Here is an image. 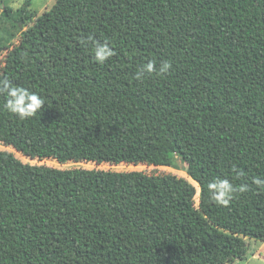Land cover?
<instances>
[{
  "label": "trees",
  "instance_id": "obj_1",
  "mask_svg": "<svg viewBox=\"0 0 264 264\" xmlns=\"http://www.w3.org/2000/svg\"><path fill=\"white\" fill-rule=\"evenodd\" d=\"M0 38V264H232L264 242V0H56ZM196 184V187L194 184ZM198 194V204L196 196Z\"/></svg>",
  "mask_w": 264,
  "mask_h": 264
},
{
  "label": "rangeland",
  "instance_id": "obj_2",
  "mask_svg": "<svg viewBox=\"0 0 264 264\" xmlns=\"http://www.w3.org/2000/svg\"><path fill=\"white\" fill-rule=\"evenodd\" d=\"M26 0H0V38L10 44L14 45L17 43L20 33L25 30V27L17 25L13 22L4 20L1 15L3 14L6 8L11 9L14 13L22 10ZM56 0H31V5L29 7V12L31 16L37 17L40 16L45 11H48L54 4ZM7 51H3L0 56V65L3 63L4 57L6 56ZM0 151L11 152L15 157L23 163L29 164H39L46 165L48 167L58 168V169H99L104 171H117V172H128V171H139L146 174H157V175H174L178 178H183L190 181L187 175V166L186 164L178 157H175L173 164L169 167H155V166H145V165H110V164H100L95 163H65L61 164L54 160H45L41 163L37 161H30L22 157L19 153L15 152L12 148L4 146L0 143ZM192 183V181H190ZM194 184V183H193ZM196 187V184H194ZM196 204H198V194L196 196ZM247 246L246 258L243 260H237L232 264H264V242H258L254 240L245 239Z\"/></svg>",
  "mask_w": 264,
  "mask_h": 264
}]
</instances>
